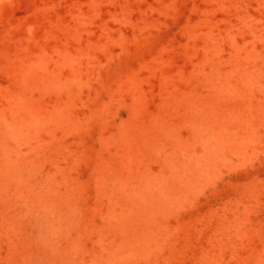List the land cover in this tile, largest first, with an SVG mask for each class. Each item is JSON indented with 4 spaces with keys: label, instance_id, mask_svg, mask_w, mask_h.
I'll return each instance as SVG.
<instances>
[{
    "label": "rangeland",
    "instance_id": "rangeland-1",
    "mask_svg": "<svg viewBox=\"0 0 264 264\" xmlns=\"http://www.w3.org/2000/svg\"><path fill=\"white\" fill-rule=\"evenodd\" d=\"M0 264H264V0H0Z\"/></svg>",
    "mask_w": 264,
    "mask_h": 264
}]
</instances>
